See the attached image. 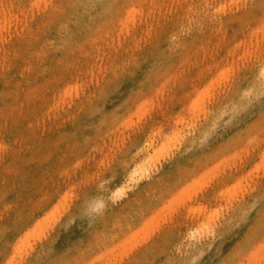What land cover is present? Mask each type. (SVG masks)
I'll return each mask as SVG.
<instances>
[{"label": "rangeland", "instance_id": "1", "mask_svg": "<svg viewBox=\"0 0 264 264\" xmlns=\"http://www.w3.org/2000/svg\"><path fill=\"white\" fill-rule=\"evenodd\" d=\"M264 0H0V264H262Z\"/></svg>", "mask_w": 264, "mask_h": 264}, {"label": "snow or ice", "instance_id": "2", "mask_svg": "<svg viewBox=\"0 0 264 264\" xmlns=\"http://www.w3.org/2000/svg\"><path fill=\"white\" fill-rule=\"evenodd\" d=\"M250 264H251V262H250ZM262 264H264V261H262Z\"/></svg>", "mask_w": 264, "mask_h": 264}]
</instances>
